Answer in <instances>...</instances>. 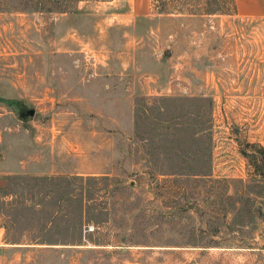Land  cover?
Segmentation results:
<instances>
[{"label":"rangeland","instance_id":"374dc122","mask_svg":"<svg viewBox=\"0 0 264 264\" xmlns=\"http://www.w3.org/2000/svg\"><path fill=\"white\" fill-rule=\"evenodd\" d=\"M0 264H264V20L0 0Z\"/></svg>","mask_w":264,"mask_h":264},{"label":"crops","instance_id":"0c3cea01","mask_svg":"<svg viewBox=\"0 0 264 264\" xmlns=\"http://www.w3.org/2000/svg\"><path fill=\"white\" fill-rule=\"evenodd\" d=\"M233 3L236 17L264 20V0H233Z\"/></svg>","mask_w":264,"mask_h":264}]
</instances>
